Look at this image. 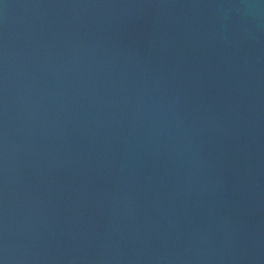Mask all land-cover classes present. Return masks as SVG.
I'll return each mask as SVG.
<instances>
[{
    "label": "water",
    "instance_id": "obj_1",
    "mask_svg": "<svg viewBox=\"0 0 264 264\" xmlns=\"http://www.w3.org/2000/svg\"><path fill=\"white\" fill-rule=\"evenodd\" d=\"M0 264H264V0H0Z\"/></svg>",
    "mask_w": 264,
    "mask_h": 264
}]
</instances>
